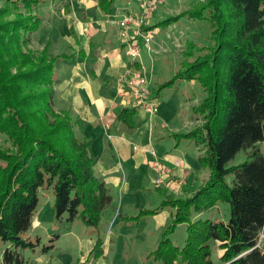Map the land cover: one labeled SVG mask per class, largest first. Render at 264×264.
I'll return each mask as SVG.
<instances>
[{
    "label": "trees",
    "instance_id": "obj_1",
    "mask_svg": "<svg viewBox=\"0 0 264 264\" xmlns=\"http://www.w3.org/2000/svg\"><path fill=\"white\" fill-rule=\"evenodd\" d=\"M93 1L108 14L118 0ZM44 2L0 0V131L8 144L0 145L3 264H28L21 251H36L41 244L39 237L34 241L26 235L42 189H53L55 219L68 224L79 221L99 229L104 210L113 203L106 183L95 174L92 142L77 137L78 121L70 112L54 109L55 66L68 56H52L47 47L39 53L26 47L41 28L37 9ZM193 4L162 23L182 16L207 21L213 43L199 48V55L159 91L187 80L206 94L194 108L201 124L174 138L177 146L195 143L201 153L198 161L210 175L194 196L166 198L157 209L130 219L140 221L164 208L174 210L171 226L150 253L155 262L174 264L181 258L183 264H214L212 243H218L221 264H264V246L257 247L264 233V152L259 146L264 143V0H194ZM138 111L127 107L119 119L135 126ZM243 150L248 159L229 166ZM220 203L229 209L227 220L193 221ZM179 225H187L183 246L168 238ZM60 237L56 235V242ZM101 244L98 240L92 249L94 258L104 252Z\"/></svg>",
    "mask_w": 264,
    "mask_h": 264
},
{
    "label": "crops",
    "instance_id": "obj_2",
    "mask_svg": "<svg viewBox=\"0 0 264 264\" xmlns=\"http://www.w3.org/2000/svg\"><path fill=\"white\" fill-rule=\"evenodd\" d=\"M66 4L63 17H65V24L71 32L69 36L72 43V51L70 54H61L68 56V58H63V61L66 63L65 65H67L65 66L67 72H64L62 79L56 78L54 109L70 112L71 117L75 121H78V137L84 138L85 136L92 142L91 152L96 159L94 165L95 174L99 180L106 183L113 198L112 205L104 210L101 223L104 224L105 221L109 223L110 227L115 229L122 227L125 230V227H130V225H135L139 228L140 224L147 217H144L140 221H138L139 219L132 220L130 218L137 217L142 211L150 209L139 208L145 202L141 203L136 201L133 196H138L148 183L147 180L149 181L155 175L153 169L150 168L149 163L153 161V157L148 150H155V146L157 147L158 145L154 143L156 140H167L169 142L167 149L170 151L163 150L161 152L162 154L158 153L162 163L172 171L171 175L165 176V182L174 186L176 190L188 189L187 193H179L182 198L191 197L195 191V187L201 184V179L188 165V162L187 164L185 163V168L177 165L179 161H182V158L176 152L185 155L184 152L178 149L180 147L179 145H184L186 141L177 146L174 135L181 134L180 132L184 129H189L187 125L190 123L187 121L181 125H172L170 120L172 119L173 121V119L181 118L180 115L184 111V102L180 104L178 99L174 101L172 98L168 101L161 102V96L156 95L151 90V88H155L156 82L151 81L150 77V97L153 99L152 101L157 102L159 111L156 115L151 116L148 112L142 109L139 110L134 118L135 126L126 125L121 121L119 116L123 110L132 106L133 100L129 99L127 94L126 96L122 94L121 90L123 88L118 85L117 80L126 75H132L135 72L143 73L145 76L146 72L147 74L149 73L151 59L148 56L149 53L147 54V51L145 52V43L143 40L139 42L140 60L133 62L129 54L125 51V46L119 36L118 26L111 22L113 17L122 15L124 11L120 13L121 9L119 8L112 16L111 13L106 14L100 11L96 1L82 0L81 8L76 13L70 3ZM89 8H97L101 12L102 17L98 16V19H94L88 11ZM108 17L110 19L107 21ZM149 28L154 34L158 32V30L150 26ZM41 49L38 48L35 50L39 51ZM56 66L58 69L59 66ZM153 117L157 118L156 123L150 122L151 119L153 120ZM168 119L169 121H167ZM188 143V146H190V142ZM135 146H140L142 149L135 150ZM143 170L145 174L142 175ZM161 187L158 189L163 193L164 190ZM119 192L122 194L120 204L115 203V197ZM161 196L164 195L161 194ZM153 197L155 202L158 196L153 194ZM118 204L119 207H117ZM135 210L138 212L136 213ZM106 211L109 213H106ZM203 215L207 216L206 219L210 218L213 221H225L224 218H221L224 215L222 214V210L220 211V205H217L211 211L195 215L193 221L202 220ZM35 218L36 214L34 220ZM162 219L165 220V218ZM171 220L173 221L172 212ZM76 223L80 222L75 221L68 225L72 227ZM35 224L38 226V229L42 227V222L39 220ZM159 225L161 227L162 224L159 222ZM100 229L94 228L98 236H101V233L98 232ZM121 232L123 233V230ZM117 238L119 239L118 236ZM98 240L102 241L100 247L104 250L100 257L105 258V255L111 250L113 241L111 239L105 240L104 236ZM137 240H139L136 241L137 243L140 242L143 244L142 248L147 246L145 233L137 237ZM120 241L124 244L126 237L124 238V235H121ZM136 246H140V244ZM91 251L88 259L83 264H91L89 261ZM144 251L147 252L148 248ZM150 253L147 259L155 262L149 257ZM98 257L93 258L96 260ZM75 261L78 262V260ZM155 263L162 264L161 262Z\"/></svg>",
    "mask_w": 264,
    "mask_h": 264
},
{
    "label": "rangeland",
    "instance_id": "obj_3",
    "mask_svg": "<svg viewBox=\"0 0 264 264\" xmlns=\"http://www.w3.org/2000/svg\"><path fill=\"white\" fill-rule=\"evenodd\" d=\"M44 1L45 2L37 9V12L42 18L41 28L37 34L32 35L30 44L28 43L26 47L38 53L47 47L49 54L55 57L63 56L61 54H70L72 51V43L69 36L71 35V32L65 24V17H63V15L65 14L66 3H70L71 6L74 7V11L78 13V10L82 5V0H68V2L67 0ZM129 1L132 2L131 8L137 11L136 0H118L111 7L108 14L111 13L113 16L114 12L119 8L121 9L120 13L123 11L124 13H122V15H117L112 19L120 20L124 17L127 12L125 7ZM193 2L194 0H154V13L148 24L151 28L158 30V32L153 35L154 40L152 41L150 48L146 45L144 47L146 48L145 52L147 51V54L149 53L148 56H150L151 59V69L148 74L146 72V76L143 73H140L139 75L142 79L144 78L148 81L147 87L149 92L150 77L151 81L156 82L155 88H151V90H153L156 95L161 96V102L168 101L170 98L174 101L175 99H178L180 104H183L184 102V111L180 115L181 118L173 119V121L172 119L170 120L172 125H181L189 121L190 124L187 126L190 130L184 129L182 130L183 132H180L181 134L188 133L201 124V120H197L198 117L194 108L198 107L199 104L205 100L206 94L203 93L199 85L187 80H184L182 83L180 81L177 82L174 86L169 87L168 90L166 89V91H159V85L172 80L177 73L182 70L183 65L186 64V62L195 59L200 53L199 48H210L213 43V38L210 24L204 20L197 18L192 20L187 16H182L181 19L174 21L171 24H164L162 22L166 21L169 17H176L182 12L190 9V7H193L194 5ZM88 11L94 19H98V16H101V12L97 8H89ZM110 17H108L107 21ZM187 43H190L189 46ZM158 44H160V46H158ZM191 44L195 46H192ZM24 48L25 47L22 46L23 51ZM38 48L42 49L36 51L35 49ZM125 51L128 53V47H125ZM139 60L140 58L137 59V61ZM65 64L66 63L63 59L57 61L56 65H58L59 68L57 69V66L55 68L54 73L56 78L62 79V77H64V72H67L65 70V66L67 65ZM143 111L147 112L146 110ZM167 121H169V119ZM150 122L156 123L157 118L153 117V120L151 119ZM79 139L82 140L83 138ZM5 141L6 137L0 131V145L8 146ZM188 142L186 141L184 145H179L180 147L178 150L184 152L185 155L176 152L177 155L182 158V161L178 160L179 162L177 165L185 168V163L187 164L188 162V165L201 179V184H198L197 187H195V191L192 194V196H194L195 192L207 182L208 178L206 179V177L210 175V172L199 163L198 160L201 153L195 143L190 142V146H188ZM154 143L158 144L157 147L155 146L154 150L156 153H161L163 150L170 151L167 149L169 143L167 140H156ZM259 146L264 152V143ZM134 149L141 150L142 148L140 146H135ZM247 159L248 151L243 150L229 163V166L240 165ZM153 172L155 175L154 177L152 176L149 181L147 180L148 183L142 189L143 193L141 192L138 196H133L134 200L136 199V201L141 203L145 202L144 205L139 208L153 210L158 208L165 198H182L179 193H187L188 189L176 190L174 186L169 184L168 186L163 185L161 187V189L164 190V192L161 193L158 189L160 187L157 186L156 182L158 172L156 173L154 170ZM143 174H145L144 170L142 171V175ZM123 181L125 182V180ZM231 182L232 177L229 176L228 183L230 184ZM153 194L158 196L155 202ZM161 194L164 196H161ZM121 196L122 194L119 192L115 197V203L121 202ZM39 198L40 204L35 213L36 218L35 220L33 218L34 223H32L31 230L26 236L30 235L34 241L39 237V243L41 244L37 247L36 251H32L31 249L26 252L21 251L22 257L28 264H83L84 261L88 259V255L94 248L97 240L102 236H104L105 240L111 239L113 241L111 244V250L105 255V258L99 256L95 260L92 255L91 258L89 256L91 264H158L152 260H148L147 256L158 246L161 241L162 233L171 226V212H174L171 208H164L158 215L147 217L146 220L140 224L139 228L135 225H130V227H125V230L122 227L115 229L110 227L109 223L104 221V224L101 223V229L99 228L100 230L98 231L101 233V236H98V233L94 231V228L92 227L85 226L82 223H76L70 227L68 223L63 222V220L57 221V219L54 218L55 199L53 189H42L39 192ZM119 204L117 207H119ZM219 205L220 211L222 210V214L224 215V217L221 218L227 220L229 214L227 205L223 203H220ZM135 212L137 213L138 211L135 210ZM106 213L109 212L106 211ZM206 217L207 216L205 215L202 216L203 219H206ZM162 218H165V220ZM37 220L42 222V227L40 229H38V226L35 224ZM159 222L162 224L161 227ZM121 230H123V233ZM144 233L146 234L147 246L142 248L143 244L140 242L137 243L136 241H139L137 240V237H140V235ZM56 235H61L58 242H56L57 239H55ZM121 235H124V238L126 237V242H124V244L120 241ZM186 237L187 225H179L168 238L177 245L183 246ZM138 244H140V246H136ZM147 248L148 251L145 252L144 250ZM212 253L213 263L221 264L222 252L217 247L216 243H212ZM2 255L3 247L0 248V264H3ZM84 256L85 258H83ZM75 260H78V262ZM174 264H183L182 259L178 258Z\"/></svg>",
    "mask_w": 264,
    "mask_h": 264
},
{
    "label": "built area",
    "instance_id": "obj_4",
    "mask_svg": "<svg viewBox=\"0 0 264 264\" xmlns=\"http://www.w3.org/2000/svg\"><path fill=\"white\" fill-rule=\"evenodd\" d=\"M137 11L131 8L132 2L129 1L125 7L127 12L120 20L111 19L112 24L119 28V36L125 47H128V53L133 62L140 58V41L143 40L145 45L150 48L154 40L152 31L149 28V20L154 13V0H136ZM139 72L132 75H126L117 80L118 85L123 88L122 94L133 100L131 107H137L139 110H146L151 116L156 115L158 110L157 102L152 101L148 90V81L142 79ZM127 90V91H126ZM148 152L152 155L150 168L156 173L158 172L157 186L167 185L165 176L171 175L172 171L165 166L156 151L149 149ZM264 246V233H260V240L257 247ZM264 248V247H263Z\"/></svg>",
    "mask_w": 264,
    "mask_h": 264
}]
</instances>
